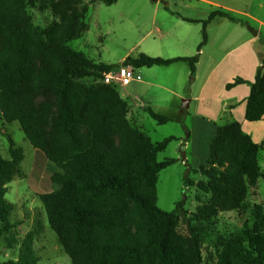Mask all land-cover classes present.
I'll list each match as a JSON object with an SVG mask.
<instances>
[{"label": "trees", "instance_id": "obj_1", "mask_svg": "<svg viewBox=\"0 0 264 264\" xmlns=\"http://www.w3.org/2000/svg\"><path fill=\"white\" fill-rule=\"evenodd\" d=\"M102 1L111 6L118 0ZM33 2L0 0V121L20 123L33 147L59 169L51 179L57 188L41 200L50 228L72 264H264V215L259 207L252 229L220 236L216 256L208 263L202 252L207 226L220 213L246 212L249 190L262 176L263 147L242 125L235 120L217 125L207 166L195 171L206 181L194 185L186 180V186H196L211 197L199 199L183 235L179 229L185 222L186 191L172 212L159 208L157 193L160 173L177 162H158V156L177 138L153 143L130 123L129 106L115 88L84 83L89 78L102 80L122 65L141 69L187 63L194 76L208 43L209 23L217 17L235 19L217 10L203 21L196 56L163 59L139 54L127 57L122 65H108L70 45L86 31L87 5L80 9L79 0H60L55 6L59 21L39 31L29 14ZM260 59L247 102L250 123L264 118L262 53ZM243 83L247 82L236 79L227 88ZM147 112L159 125L177 121L188 130L181 118L152 108ZM10 154L11 159H5L0 149V237L16 227L6 195L9 184L21 175L25 158L11 138ZM24 247L20 260L4 264H38L32 243Z\"/></svg>", "mask_w": 264, "mask_h": 264}, {"label": "rangeland", "instance_id": "obj_2", "mask_svg": "<svg viewBox=\"0 0 264 264\" xmlns=\"http://www.w3.org/2000/svg\"><path fill=\"white\" fill-rule=\"evenodd\" d=\"M59 1L34 0L30 5L29 14L32 24L37 30L44 31L52 23L59 21V15L55 12V6ZM210 1L233 9L252 12L264 20V8L262 10L257 8L259 0ZM86 5L89 7L85 18L86 31L82 38L71 42L70 45L73 49L87 55L91 60L108 65H122L121 62L126 56L137 57L138 54L143 53L153 58L166 59L169 47L163 45L160 38L167 34L195 38L198 33L200 34L202 26L184 20H202L208 16L212 9V5L198 3L197 0H118L111 6L102 0H79L80 9ZM231 17L243 18L233 14ZM247 22L250 21L243 18L242 26L231 25V35L234 37L239 32L243 33L249 29L246 28L248 27ZM249 26L259 30V26L252 22ZM260 32L263 34V40L258 42V46L264 55V29ZM170 53H181L185 56L190 54L185 49H172ZM122 67L123 65L120 68ZM184 67L186 64H179L170 69L156 67L154 68L156 74H153L152 77H144L135 73L134 82L128 86H124L119 79L118 70L120 68L105 74L102 80L89 78L84 81L88 86L103 84L115 88L123 100L129 103H127L128 106L130 105L133 110L139 109V115L134 113L130 117L128 114V119L136 129L146 133L153 143L162 142L169 137L177 138L158 156V162L167 159H174L177 162L160 173L157 193L159 208L166 212H172L176 205L184 199L186 191L185 222H182L179 229L183 235L187 234L188 220L200 205L199 199L207 201L211 197L210 194L200 192L196 186H186L187 179H190L194 185L206 181L200 173L195 172L199 171L201 167L207 166L208 157L205 156V147L203 146L205 137L204 135L197 136L201 144H199L200 146L196 145L193 150L192 148L189 150L187 160V153L180 147V141H186L189 130L185 132L182 129L183 125L177 121L159 125L143 108V106L150 107L155 112L170 117L175 114L176 102L163 104V91L154 87L145 89L142 82L150 81L161 84L165 80L183 75L181 69ZM168 70L172 71L170 72L171 76L166 74ZM146 93L147 95H145ZM187 117V114H183L176 118L183 119L188 126ZM10 138L14 140L17 147L24 150L25 158L20 166L21 175L16 176L8 186L6 199L13 206L10 221L16 227L11 234H4L0 237V264L20 260L24 246L28 242L32 243L33 253L38 259V264H72L71 258L65 252L57 234L50 228L45 206L41 200L43 194L50 193L57 188L51 179L59 169L46 158L43 152H39L33 147L20 123L9 124L1 120L0 149L5 159H11ZM261 166H263V161H261ZM261 171L262 176L258 185L249 190L250 208L241 215L237 211L220 213L214 222L207 226V231L202 236V252L207 263L210 257L216 256L215 245L220 236L252 229L258 220L256 207H259L264 215V169L261 168Z\"/></svg>", "mask_w": 264, "mask_h": 264}, {"label": "crops", "instance_id": "obj_3", "mask_svg": "<svg viewBox=\"0 0 264 264\" xmlns=\"http://www.w3.org/2000/svg\"><path fill=\"white\" fill-rule=\"evenodd\" d=\"M197 2L212 5V9H210L206 18L202 20H193L196 22H189L202 26L200 34L198 33L193 39L189 36L177 37L168 34L163 35L160 41L163 45L169 47V54L165 56L166 59L185 56L181 53L171 54L170 52L172 49H185L190 52V54L186 55L187 57L196 56L198 54V48L203 41L202 22L208 20L210 15L217 10L228 13L230 17L231 14L243 17L246 21L258 25L259 32L249 26L250 22H247L248 27L246 28L249 29L243 31V33L239 32L238 35L233 37L230 33L231 25L242 26L243 18H234L235 21L233 22L228 18L217 17L210 22L207 27L208 43L201 51L194 76L187 63H177L171 66L156 67L170 69L179 64H186V67L181 69L183 75L174 79L170 78L169 80H165L161 84L150 81L142 82V80H139V82H142V85L146 87L145 89L154 87L163 91V104L176 102L175 114L170 117L176 118L183 114L188 115L187 123L189 121V125L187 124V128L189 130V135L185 142L180 141V147L187 153V160L189 150L191 148L193 150L196 145L201 144L197 136L204 135V153L205 156L208 157V161L211 153V142L217 131V125L235 120L242 125L243 131L250 136L256 144L263 147L259 161L260 166L261 161H263V166H261V168L264 169V118L256 123H250L246 120L247 102L251 94L250 83L255 82L258 69L261 66V48L259 49L258 42H262L263 40V34L260 30L262 31L264 29V20L252 12L222 6L210 0H197ZM257 8L259 10L264 8V0H259V3L257 2ZM245 23H243V25H246ZM127 57L128 56H126L121 63H123ZM156 67L134 68V70L135 73L141 76L152 77L153 74H156V71H154ZM170 72L172 71L168 70L166 74L171 76ZM236 79H243L247 83L239 84L228 89L227 86ZM145 95H147V93ZM183 99L189 100V108H183ZM129 107L130 117L133 116L134 113L135 115L140 114L139 109L133 110L130 105ZM143 108L144 111L147 112L148 108L146 106H143ZM182 129L187 132L184 128Z\"/></svg>", "mask_w": 264, "mask_h": 264}, {"label": "built area", "instance_id": "obj_4", "mask_svg": "<svg viewBox=\"0 0 264 264\" xmlns=\"http://www.w3.org/2000/svg\"><path fill=\"white\" fill-rule=\"evenodd\" d=\"M119 79L124 86L130 85L135 80V70L131 66H123L119 70Z\"/></svg>", "mask_w": 264, "mask_h": 264}, {"label": "water", "instance_id": "obj_5", "mask_svg": "<svg viewBox=\"0 0 264 264\" xmlns=\"http://www.w3.org/2000/svg\"><path fill=\"white\" fill-rule=\"evenodd\" d=\"M183 108H189V100H184L183 101Z\"/></svg>", "mask_w": 264, "mask_h": 264}]
</instances>
